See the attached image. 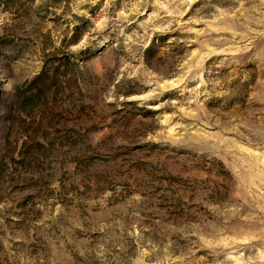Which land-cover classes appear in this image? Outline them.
I'll list each match as a JSON object with an SVG mask.
<instances>
[{"label":"rangeland","instance_id":"374dc122","mask_svg":"<svg viewBox=\"0 0 264 264\" xmlns=\"http://www.w3.org/2000/svg\"><path fill=\"white\" fill-rule=\"evenodd\" d=\"M0 264H264V0H0Z\"/></svg>","mask_w":264,"mask_h":264}]
</instances>
